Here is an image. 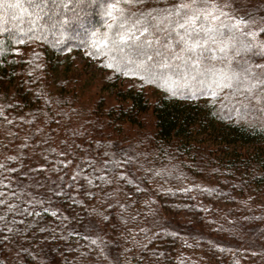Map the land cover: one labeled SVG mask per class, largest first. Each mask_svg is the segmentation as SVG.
<instances>
[{"label":"trees","instance_id":"trees-1","mask_svg":"<svg viewBox=\"0 0 264 264\" xmlns=\"http://www.w3.org/2000/svg\"><path fill=\"white\" fill-rule=\"evenodd\" d=\"M106 2L57 0L54 30L0 24V180L32 201L0 222V264H264V113L206 77L106 67ZM231 4L264 27V0Z\"/></svg>","mask_w":264,"mask_h":264},{"label":"snow or ice","instance_id":"snow-or-ice-1","mask_svg":"<svg viewBox=\"0 0 264 264\" xmlns=\"http://www.w3.org/2000/svg\"><path fill=\"white\" fill-rule=\"evenodd\" d=\"M63 6L57 0H0V24L19 18V11L37 27L54 30L63 22L53 9ZM102 7L111 20L97 41L98 52L111 61L106 67L165 86L206 77L210 90L229 89L243 108L264 113V64L250 59L264 57V27L231 13V0H107ZM168 91L176 95L175 87ZM0 189V222L11 232L5 216L24 215L32 201L26 187L14 189L10 180H0Z\"/></svg>","mask_w":264,"mask_h":264},{"label":"rangeland","instance_id":"rangeland-1","mask_svg":"<svg viewBox=\"0 0 264 264\" xmlns=\"http://www.w3.org/2000/svg\"><path fill=\"white\" fill-rule=\"evenodd\" d=\"M235 1H238V0H235ZM77 59H76V63L78 64H83L84 65V72L89 76V77H92L93 78V81H92V84L93 86L95 85H98L96 81H98V78H100L101 76V70L96 66L95 62L94 61H89V62H85L84 60H82L81 56L78 55L76 56ZM96 82V83H95ZM99 83V82H98ZM99 88H97L95 86V88H92L91 89V93L93 94H98L97 93V90Z\"/></svg>","mask_w":264,"mask_h":264}]
</instances>
